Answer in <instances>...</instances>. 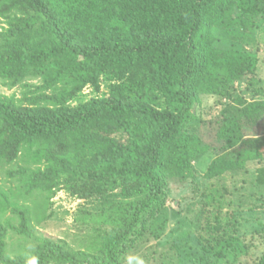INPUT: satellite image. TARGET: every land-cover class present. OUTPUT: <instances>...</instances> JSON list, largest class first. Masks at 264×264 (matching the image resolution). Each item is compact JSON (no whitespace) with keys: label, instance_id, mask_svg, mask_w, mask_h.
<instances>
[{"label":"trees","instance_id":"1","mask_svg":"<svg viewBox=\"0 0 264 264\" xmlns=\"http://www.w3.org/2000/svg\"><path fill=\"white\" fill-rule=\"evenodd\" d=\"M260 16L264 0H0V87L23 88L21 98L0 91V163L19 183L0 184V264H117L135 231L153 238L148 227L164 215L170 181L196 180L194 164L213 151L195 134L179 142L183 124L205 97L252 81L260 57L236 40ZM103 82L107 96L73 104L85 87L100 92ZM263 121L264 100L244 98L211 120L217 143L229 137L239 149L215 148L225 152L206 177L214 182L257 160L264 136L247 131ZM63 190L102 200L89 213L97 229L87 249L36 236L34 219ZM210 191L206 184L209 205L219 194ZM32 196L40 202L33 213L25 205ZM8 210L17 225L3 220ZM11 232L33 244L29 253H7ZM217 240L211 247L202 241L199 262L213 264L205 259L220 255ZM226 241L225 250L242 247ZM160 255L163 264H183L175 244ZM254 264H264V254Z\"/></svg>","mask_w":264,"mask_h":264},{"label":"rangeland","instance_id":"2","mask_svg":"<svg viewBox=\"0 0 264 264\" xmlns=\"http://www.w3.org/2000/svg\"><path fill=\"white\" fill-rule=\"evenodd\" d=\"M254 21L255 25L251 29L244 32L239 29V37L236 40L239 45L236 43V46L258 54L261 62L257 73L252 81L250 77H245L241 82H233L228 95L205 97L202 104L195 107L193 115L183 124L179 142L187 143L188 139L197 135L201 140V148L209 151L210 146L213 147V151L194 164L197 171L196 180L170 181L172 193L165 206L166 212L164 211L162 218L157 217L158 221L156 217L152 219L148 227V230L154 232L151 234L153 238L145 239V236H139L140 230L135 231L126 243L125 250L121 251L117 264H163L160 254L165 251L167 257L168 248L172 244L181 247L183 264H204L197 260L204 246L202 241L211 247L215 243V237L221 239L217 240V252L221 251L220 255L210 252V256L205 259L213 264H254L264 254V182H262L264 172H261L264 171V147L257 160L248 162L244 168L220 175L214 182L213 179L206 177L208 165L217 155L222 156L225 152L222 149L221 153L222 150L217 151L215 148L221 145L228 147L226 151L230 153L225 154H235L239 149L231 145L232 139L229 137H224L217 143L214 129L208 127L209 122L226 110L229 104L237 102L238 98L248 101L264 100V16L257 17ZM3 26L4 24L0 22V28ZM32 84L40 85L39 81ZM61 84L64 88L72 87L66 84V81ZM22 90L23 88L9 90L0 87L3 94L16 95L17 98H21ZM109 91L105 82L102 83L100 92L87 86L78 94V99L74 100L73 104L93 97L107 96ZM160 104L165 106L162 100ZM233 114L238 116L237 112ZM97 127L100 128L98 125ZM247 132L253 137L264 136V125L251 127ZM8 169L10 167L5 162L0 163V184L5 190L19 185L16 180L6 176ZM206 184L211 185L210 195L219 193L210 205L206 204L203 196ZM36 199L43 201L41 196H37ZM34 201L35 197L32 196L25 202L32 213L35 203H40ZM101 202V199H79L65 190L58 192L47 209L40 212L39 218L33 221L39 233H36L37 238L41 236L55 241H66L74 249L81 247L87 249L90 244L86 243L87 236L89 238L93 236L94 230L97 229L94 214ZM92 212L94 214H89ZM3 220L18 224V216L9 210ZM108 229L112 230V227ZM231 238L239 241L242 247L225 250L226 240ZM31 245L33 244L22 242L20 236L11 232L7 239V253L11 257L17 253H29ZM203 251L205 254L208 253L206 250Z\"/></svg>","mask_w":264,"mask_h":264},{"label":"clouds","instance_id":"3","mask_svg":"<svg viewBox=\"0 0 264 264\" xmlns=\"http://www.w3.org/2000/svg\"><path fill=\"white\" fill-rule=\"evenodd\" d=\"M31 264H36V261L35 260L31 261Z\"/></svg>","mask_w":264,"mask_h":264},{"label":"bare ground","instance_id":"4","mask_svg":"<svg viewBox=\"0 0 264 264\" xmlns=\"http://www.w3.org/2000/svg\"><path fill=\"white\" fill-rule=\"evenodd\" d=\"M100 27V26H99ZM102 27V26H101ZM105 35V34H104ZM105 36H107V35H105ZM176 137V136H175ZM132 141V140H131ZM221 156V155H220Z\"/></svg>","mask_w":264,"mask_h":264}]
</instances>
